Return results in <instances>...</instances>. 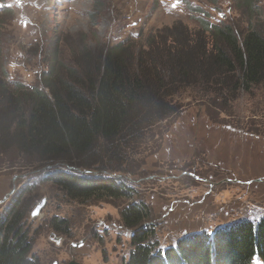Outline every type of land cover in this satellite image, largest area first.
Returning <instances> with one entry per match:
<instances>
[{
    "label": "rangeland",
    "instance_id": "obj_1",
    "mask_svg": "<svg viewBox=\"0 0 264 264\" xmlns=\"http://www.w3.org/2000/svg\"><path fill=\"white\" fill-rule=\"evenodd\" d=\"M255 1L250 20L241 0H0V80L8 91L19 83L27 90L40 88L45 63L56 47L65 56L83 43L100 52L128 40L135 53L149 39H176L186 49L197 41L206 45L213 39L201 28V14L206 12L214 22L226 20L235 33L247 23L257 29V22L264 26V0ZM200 88L192 87L191 98L183 100L170 122L162 121L148 132L135 159L140 162L137 174L124 177L134 190L130 203L149 206L145 225L152 226L151 243L160 250L195 233L212 235L218 228L264 219V87L250 96L238 94L236 109L244 116L248 109L254 111L248 126L238 130L228 118L236 110L220 106L218 100H198ZM186 92L182 94L190 95ZM30 163L16 165L0 151V220L14 200L22 204L29 256L39 264H67L72 259L80 264H123L131 249V231L121 223L120 204L70 201L45 179L70 169ZM40 204L39 215L31 218ZM53 218L67 222L65 232L52 228ZM252 264L262 263L255 258Z\"/></svg>",
    "mask_w": 264,
    "mask_h": 264
},
{
    "label": "trees",
    "instance_id": "obj_2",
    "mask_svg": "<svg viewBox=\"0 0 264 264\" xmlns=\"http://www.w3.org/2000/svg\"><path fill=\"white\" fill-rule=\"evenodd\" d=\"M254 1L241 0L250 20ZM201 15V28L213 39L206 45L197 41L186 49L171 37V42L149 39L135 53L128 40L100 52L83 43L65 56L56 47L40 88L27 90L19 83L8 91L0 80L1 154L16 165L31 160L36 168L60 164L70 169L45 177L70 201L120 204L121 223L131 231L123 264H252L254 257L264 264V219L257 225L242 221L218 228L212 235L195 233L160 250L151 243L152 226L145 225L149 206L130 203L134 190L124 177L138 172L139 146L158 123L175 117L183 100L191 98L192 87L201 86L198 100H218L236 110L228 115L236 129L248 126L254 112L248 109L244 116L236 109L238 94L250 96L264 87V26L247 23L235 33L226 20ZM261 108L264 116V103ZM14 201L0 220V264H39L29 256L31 245L22 227L25 210ZM51 226L65 232L67 222L53 218Z\"/></svg>",
    "mask_w": 264,
    "mask_h": 264
},
{
    "label": "water",
    "instance_id": "obj_3",
    "mask_svg": "<svg viewBox=\"0 0 264 264\" xmlns=\"http://www.w3.org/2000/svg\"><path fill=\"white\" fill-rule=\"evenodd\" d=\"M43 204H40L31 214V218H34V217H37L39 215V211L41 209ZM73 247L77 248V247H80L81 244H78V245H72ZM52 264H57V262H53ZM67 264H80L79 262H77L76 260L72 259L70 260Z\"/></svg>",
    "mask_w": 264,
    "mask_h": 264
}]
</instances>
